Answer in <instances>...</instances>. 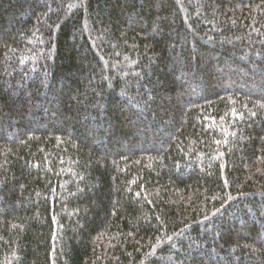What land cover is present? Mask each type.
Here are the masks:
<instances>
[{"label": "trees", "instance_id": "1", "mask_svg": "<svg viewBox=\"0 0 264 264\" xmlns=\"http://www.w3.org/2000/svg\"><path fill=\"white\" fill-rule=\"evenodd\" d=\"M0 264H264V0H0Z\"/></svg>", "mask_w": 264, "mask_h": 264}]
</instances>
